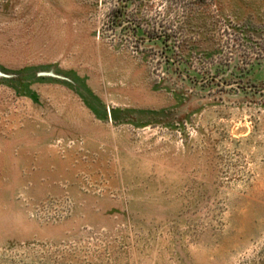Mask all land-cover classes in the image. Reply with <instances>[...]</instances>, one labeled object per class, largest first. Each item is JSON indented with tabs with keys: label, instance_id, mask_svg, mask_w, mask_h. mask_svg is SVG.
Segmentation results:
<instances>
[{
	"label": "rangeland",
	"instance_id": "rangeland-1",
	"mask_svg": "<svg viewBox=\"0 0 264 264\" xmlns=\"http://www.w3.org/2000/svg\"><path fill=\"white\" fill-rule=\"evenodd\" d=\"M0 264H264V0H0Z\"/></svg>",
	"mask_w": 264,
	"mask_h": 264
}]
</instances>
